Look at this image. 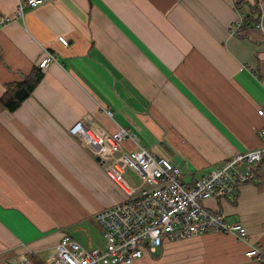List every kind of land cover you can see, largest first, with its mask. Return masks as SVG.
<instances>
[{
  "label": "crops",
  "instance_id": "0c3cea01",
  "mask_svg": "<svg viewBox=\"0 0 264 264\" xmlns=\"http://www.w3.org/2000/svg\"><path fill=\"white\" fill-rule=\"evenodd\" d=\"M17 2L0 0V15L14 17ZM46 52L57 62L33 94L15 112L0 105V264L21 255L48 264L65 235L104 248L95 215L123 195L70 134L78 121L128 130L178 165L188 184L262 146L264 0H49L26 8L23 20L0 28V98ZM202 205L244 225L250 243L208 231L165 240L135 264H264V176ZM252 246L262 259L246 257Z\"/></svg>",
  "mask_w": 264,
  "mask_h": 264
},
{
  "label": "built area",
  "instance_id": "2783aa9c",
  "mask_svg": "<svg viewBox=\"0 0 264 264\" xmlns=\"http://www.w3.org/2000/svg\"><path fill=\"white\" fill-rule=\"evenodd\" d=\"M17 1L14 17L0 15V28L12 21L23 20L26 8L36 9L49 0ZM241 25L239 23L233 30H238ZM59 41L69 45L65 37H60ZM56 58L54 53L46 52L38 68L47 70L57 62ZM257 114L264 121V107L259 108ZM108 115L112 116V112L108 111ZM70 134L100 158V164L123 199L95 215L103 231V249L88 250L65 235L48 264H135L147 252H155L165 240L193 238L208 231L232 234L240 241L250 243L244 225L209 211L202 202L230 199L241 186L255 183L264 176V126L259 130L260 148L234 155L193 184L183 180L178 165L156 156L124 128L110 134L94 129L84 119L70 129ZM125 141H130L131 149L124 148ZM131 172L135 181L128 178ZM246 257L262 259L261 249L252 246ZM13 264L34 263L21 255Z\"/></svg>",
  "mask_w": 264,
  "mask_h": 264
},
{
  "label": "trees",
  "instance_id": "16d2710c",
  "mask_svg": "<svg viewBox=\"0 0 264 264\" xmlns=\"http://www.w3.org/2000/svg\"><path fill=\"white\" fill-rule=\"evenodd\" d=\"M43 79V71L35 68L22 82L7 86L6 92L0 98V105L9 112L17 111L35 91Z\"/></svg>",
  "mask_w": 264,
  "mask_h": 264
},
{
  "label": "rangeland",
  "instance_id": "374dc122",
  "mask_svg": "<svg viewBox=\"0 0 264 264\" xmlns=\"http://www.w3.org/2000/svg\"><path fill=\"white\" fill-rule=\"evenodd\" d=\"M128 178L131 179V180H133V181H135V179H134L135 177L133 176V173L132 172L130 173V175H128ZM94 225L95 226L93 228V234L97 236V232H98L99 228H98V225L97 224L94 223Z\"/></svg>",
  "mask_w": 264,
  "mask_h": 264
},
{
  "label": "water",
  "instance_id": "95a60500",
  "mask_svg": "<svg viewBox=\"0 0 264 264\" xmlns=\"http://www.w3.org/2000/svg\"><path fill=\"white\" fill-rule=\"evenodd\" d=\"M98 162H100V158H96Z\"/></svg>",
  "mask_w": 264,
  "mask_h": 264
}]
</instances>
